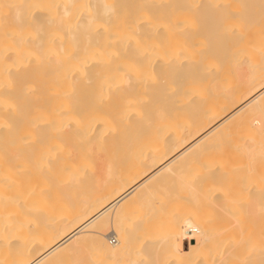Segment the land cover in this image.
Wrapping results in <instances>:
<instances>
[{"label":"bare ground","instance_id":"bare-ground-1","mask_svg":"<svg viewBox=\"0 0 264 264\" xmlns=\"http://www.w3.org/2000/svg\"><path fill=\"white\" fill-rule=\"evenodd\" d=\"M77 254L264 264V0H0V264Z\"/></svg>","mask_w":264,"mask_h":264},{"label":"rangeland","instance_id":"rangeland-1","mask_svg":"<svg viewBox=\"0 0 264 264\" xmlns=\"http://www.w3.org/2000/svg\"><path fill=\"white\" fill-rule=\"evenodd\" d=\"M84 156L87 157V161H90L91 164H94L95 166H97V165H99V163H98V159L106 157V151H103V149H101V148H100L99 146H97V145H94L93 147H91V148L89 149V145H88V149H87L86 153L84 154ZM167 175H168V174H167ZM167 177L170 178V177H171V173H170V176H169V175L166 176V177L164 176L165 180L167 179L166 181H168V178H167ZM171 178H172V177H171ZM171 178H170V179H171ZM174 178H175V177H174ZM170 179H169V180H170ZM162 180H163V179H161V181H162ZM171 181H173V180H171ZM163 182H165V181L163 180ZM169 182H170V181H169ZM159 183H160V182H159ZM143 210H144V209H143ZM145 211H147V210H145ZM145 211H143V212H145ZM154 212H155V213H154ZM151 214H152V213H150L149 216H150ZM153 214H154V215H153ZM153 214H152L153 216H156V214L159 215V212L153 211ZM152 215H151V216H152ZM149 216H148V217H149ZM143 217H144V218H143L144 221L147 222V220H148L147 218H148V217H147V218H146L145 216H143ZM149 218H150V217H149ZM161 218H162L161 215H160L159 217H157L156 220H155V218H153V220H154V221H153V224H154L153 227H155V228L152 227L151 230H150V229L147 230V231H142V230H141V231H139V232H145V234H146V232H147V233L150 232L149 234H152V233H153L154 235H155V234H156V235H159V233L161 232V229H160V228H162V227H159V226H161L160 223L162 222V219H161ZM145 219H146V220H145ZM151 219H152V218H151ZM151 219H149V220H151ZM160 219H161V220H160ZM141 220H142V219H141ZM141 220H140V221H141ZM140 221H139V222H140ZM142 221H143V220H142ZM157 221H158V222L160 221V222H159V226L157 225V224H158ZM154 222L156 223V225H155ZM141 223H143V222H141ZM149 223L151 224L152 221L149 222ZM149 223H148V224H149ZM150 226H151V225H150ZM157 227H158V229H157ZM139 228H140V227H139ZM139 228H137V230H138ZM140 229H141V228H140ZM140 229H139V230H140ZM155 229H156V230H155ZM137 230H136V232H137ZM152 230H153V231H152ZM157 231H158L159 233H158ZM139 232H137V234H138ZM157 233H158V234H157ZM33 234H34V233H33ZM141 234H142V233H141ZM111 235H114L113 232L110 233V234H108L107 237L110 238ZM138 235H139V234H138ZM110 243H111V241H110ZM111 244H112V243H111ZM76 256H77V257H75V258L72 257V258L69 260V264H82V263H84V262L86 261V258L83 256V254H77ZM83 257H84V258H83Z\"/></svg>","mask_w":264,"mask_h":264},{"label":"built area","instance_id":"built-area-1","mask_svg":"<svg viewBox=\"0 0 264 264\" xmlns=\"http://www.w3.org/2000/svg\"><path fill=\"white\" fill-rule=\"evenodd\" d=\"M116 239H115V237H112V241L114 242Z\"/></svg>","mask_w":264,"mask_h":264}]
</instances>
